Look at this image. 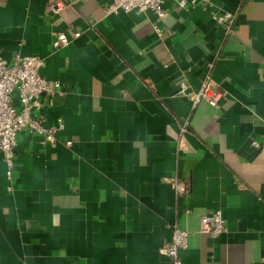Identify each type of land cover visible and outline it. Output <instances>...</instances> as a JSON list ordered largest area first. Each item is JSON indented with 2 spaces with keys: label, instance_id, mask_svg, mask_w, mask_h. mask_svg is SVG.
Here are the masks:
<instances>
[{
  "label": "crops",
  "instance_id": "0c3cea01",
  "mask_svg": "<svg viewBox=\"0 0 264 264\" xmlns=\"http://www.w3.org/2000/svg\"><path fill=\"white\" fill-rule=\"evenodd\" d=\"M110 2L0 0V58H43L61 89L36 116L64 122L55 144L18 136L11 178L0 152V264H171L175 224L183 264H264V0H167L163 19ZM215 11L236 14L231 33ZM209 64L219 108L192 102ZM215 211L218 238L201 232Z\"/></svg>",
  "mask_w": 264,
  "mask_h": 264
},
{
  "label": "built area",
  "instance_id": "2783aa9c",
  "mask_svg": "<svg viewBox=\"0 0 264 264\" xmlns=\"http://www.w3.org/2000/svg\"><path fill=\"white\" fill-rule=\"evenodd\" d=\"M167 0H111L105 8L107 16L121 12H147L151 11L159 18L168 16L165 10ZM180 8L195 6L198 2L207 4L214 8L215 0H176ZM65 5L58 2L50 6V10L60 13ZM214 21L224 26L227 33L233 31L236 22V14L228 11L213 12ZM161 35V31L157 28ZM74 37H80V32H74ZM70 38L66 32H59L53 42L54 48L66 47L70 44ZM44 59L39 56L16 55L13 63L9 64L0 58V152L5 155L8 166L7 175L11 178L15 163V147L17 138L23 131L42 136L41 145H51L58 141V134L64 129V122L60 120L55 126L45 127L43 120L36 116V113L43 106V97L54 95L61 89V82L49 81L41 74L44 67ZM213 64L208 65V73L200 88L192 92V102L198 105L207 102L214 108H219L223 98L222 92L214 85L210 76ZM188 87L180 84L179 92L186 94ZM72 141H68L70 146ZM255 147L260 144L254 143ZM178 190L184 192L182 184ZM171 242L160 249V254L166 257L171 264H183L180 252L188 247V232L182 230L177 224L172 226ZM201 232L213 238H218L227 232L226 220L221 211L209 213L201 218Z\"/></svg>",
  "mask_w": 264,
  "mask_h": 264
}]
</instances>
